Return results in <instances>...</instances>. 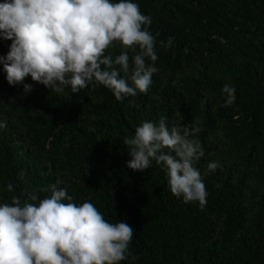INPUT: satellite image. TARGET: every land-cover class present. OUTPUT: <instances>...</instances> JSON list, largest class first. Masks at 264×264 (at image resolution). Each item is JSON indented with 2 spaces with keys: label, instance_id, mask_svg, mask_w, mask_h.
Returning a JSON list of instances; mask_svg holds the SVG:
<instances>
[{
  "label": "trees",
  "instance_id": "obj_1",
  "mask_svg": "<svg viewBox=\"0 0 264 264\" xmlns=\"http://www.w3.org/2000/svg\"><path fill=\"white\" fill-rule=\"evenodd\" d=\"M134 2L156 37L147 94L117 101L95 81L56 93L30 76L24 94L0 65V203L38 204L50 185L66 189L72 202L133 227L129 251L138 259L119 264H264V0ZM168 37L172 46H161ZM10 43L0 38V55ZM121 51L117 44L105 54ZM224 85L235 88L230 106ZM162 117L169 128L201 129L193 138L204 155L193 166L208 192L203 210L171 193L155 161L143 172L126 166L124 139ZM210 162L219 166L210 171Z\"/></svg>",
  "mask_w": 264,
  "mask_h": 264
},
{
  "label": "clouds",
  "instance_id": "obj_2",
  "mask_svg": "<svg viewBox=\"0 0 264 264\" xmlns=\"http://www.w3.org/2000/svg\"><path fill=\"white\" fill-rule=\"evenodd\" d=\"M151 23L134 0H3L0 38L11 43L0 55V65L7 83L23 85L24 94L32 91V85L24 83L29 76L56 93L65 87L78 93L95 81L117 101L147 94L158 71L156 37L146 27ZM172 43L173 37L160 42L163 47ZM117 44L119 54H105ZM222 92L225 106L232 105L235 88L224 85ZM6 126L0 121V128ZM200 131L169 128L164 117L143 121L131 138L124 139L130 157L126 166L143 172L155 161L165 170L171 193L203 210L208 192L193 166L204 155L201 143L193 138ZM218 166L210 162L207 168L214 171ZM7 189L12 191L13 185ZM45 191L50 195L38 204H22L18 196L0 203V264H119L129 257L138 259L129 251L131 225L124 220L108 222L93 203L72 202L67 190L56 184Z\"/></svg>",
  "mask_w": 264,
  "mask_h": 264
}]
</instances>
